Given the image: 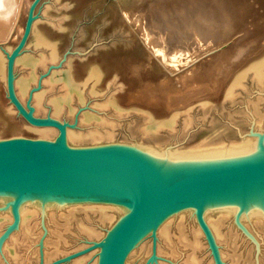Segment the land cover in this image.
Returning <instances> with one entry per match:
<instances>
[{
    "label": "bare ground",
    "instance_id": "1",
    "mask_svg": "<svg viewBox=\"0 0 264 264\" xmlns=\"http://www.w3.org/2000/svg\"><path fill=\"white\" fill-rule=\"evenodd\" d=\"M228 1H126L128 3L127 14L132 24L138 31L143 33L145 45L150 48L151 54H156L157 60H159V63H156L157 66L152 67L153 70L149 67V69L146 67L147 69L145 70L143 66L137 70L140 82L136 83L132 89L129 99L139 105L151 106V108L158 107V110L161 109L159 107H162L163 111H165H161L165 116L160 120L156 119L150 112H140L143 114L145 122L141 124L142 126L138 130L140 136L155 139L164 129L167 130L166 133L169 136H173L180 124L181 133L187 132L195 122V117H193L191 112L195 105L182 113L178 110L198 103L204 113L202 119L204 121L207 118L205 114L210 109V99H222L224 102L233 103L238 99L239 94L242 93V89H245L244 91L249 89L247 88L248 84H246V80L249 78L259 92L264 90V44L260 43L261 38L244 37V33L242 34L243 37L235 38L238 31L244 29L243 27L246 23H250L251 20L249 21L248 19L252 18L255 12L258 13L260 9L264 8V0H246L247 3L243 2V0ZM31 2L32 0H0V46L7 43L9 46L7 45L6 47L10 50L13 45L22 40L25 34L24 22L27 15H29ZM256 5L259 7L256 8ZM262 11L264 12V10ZM33 25L32 23L30 34L33 32L36 46L42 47L38 49L39 55H24L19 58V55H21L19 54L14 62V68L15 63L16 65L21 63L26 67L25 74L20 78L15 77L14 79L16 96H19L18 99L20 98L19 100L22 101L31 94L30 89L33 83L37 82V68L43 67L44 69L48 64L57 60L56 45L51 43L45 34L38 33L36 26L34 27ZM262 38L264 40V36ZM231 39L232 41H230ZM224 43L228 44L223 47ZM221 46L223 48L220 49L219 47ZM217 48L218 51L215 50ZM8 50L3 46L0 47V82H4L5 77L7 80V53L5 51L8 52ZM212 51L216 52L208 54L211 56L209 59L207 56L203 57V55H207V53ZM131 59L137 60L133 59V57ZM148 64L153 66L150 59ZM187 65L189 69L185 70L186 68L184 69L183 67ZM163 66L169 70L166 68L164 70ZM180 68H183L184 71L177 74L176 80L169 78L168 74L170 72ZM160 70L163 71V74L156 72ZM70 72L71 70L61 84L64 91L63 95L50 100V108L54 117L61 116L64 111L73 112L70 102L75 94H84L83 91L81 93V85L75 82ZM146 73L148 76H146ZM52 76L54 75H51L50 79L45 80L46 84L48 83L51 88L54 87ZM101 76L102 72L99 68H92L89 71V77L86 82H94L91 87L93 93L95 92V86L101 80ZM161 79L163 80L159 82ZM2 91L5 92L0 85V132H22L28 129L36 132L41 137H57L58 129L56 127L36 126L23 121L22 123L18 122L15 118L18 113L17 109L13 104L11 105L7 102L8 98L2 95ZM33 94L35 93L33 92L31 96L33 114L37 116L36 114L40 115L46 112L47 107L42 103L43 94L41 92H36L34 97ZM262 95L257 94L254 98L246 101V113H242L245 115L239 118L251 123L253 130L251 135H241L242 137L240 140L238 139L239 141H231L229 144H225L224 141H220L219 144L213 141V144H211L210 140L203 139V141L199 142L200 144L190 149H184L180 146L178 147V145H171L172 147L166 148L158 145H125L142 147L159 154L264 148V133L256 134V132H262L261 130L264 129V109L262 108L264 96ZM99 106L101 109L113 108L112 110L117 117L123 114L116 97H109ZM80 118L82 122L88 123L91 121L94 125L86 131L73 130L74 127L69 126L67 128V141L69 144H79L85 141L99 142L103 139L111 140L113 138L115 122L112 119V121H108L107 118L86 112L82 116L80 115ZM234 118L236 117L234 116ZM239 133L242 134L240 131ZM9 202L12 204L14 202L12 195H0V205L5 207L0 210V213H2V215L0 214V220L5 219L13 222L15 220L13 206H9ZM128 211L129 208L120 203L62 199H49L43 202V197L20 200L18 226L10 233L9 240H6V252H2L5 241L1 245L0 251L1 254L4 253V255L9 257L8 261L13 262L12 264H34L38 260L37 263L41 261L40 264H52L57 259L62 258V255L56 258L59 254H63L67 250L66 245L71 241V237L68 238L69 236L75 234L77 236L78 234L88 241L104 237ZM235 213L238 218L242 216L244 224L249 222L254 227L264 224V208H246L228 202H213L203 205V219L216 246L225 242L228 248L233 249L232 243L237 235L236 227L235 229L232 227L226 228L227 225L225 226V224H227L226 220L234 217ZM176 214H178L177 217L175 216ZM172 216H175V218ZM188 217L193 218L194 221L197 220L194 207L181 209L165 218L155 231L156 239L153 241L152 250H155L156 254L164 251L176 256L178 250H181L182 246H184L189 250L186 264H202V260L198 256V250L203 246L205 231L198 221L200 227L196 222L191 228L187 227L186 219ZM3 223L4 221L1 223L2 225L0 224L1 228L4 225ZM107 226L110 229L108 228V232H104L103 230ZM1 228L0 230H2ZM188 228L190 229L189 231ZM72 233L73 235H71ZM42 234L43 237L41 238ZM149 236L151 234L146 236L134 248L128 256L126 264H129L130 259H134V255L138 250L146 253L150 251V241L147 239ZM30 246L33 247L31 248ZM23 247L24 250L27 248V252L24 255L22 254L21 257ZM99 251L100 249L89 254L76 255L64 261L65 263L63 264H98ZM233 251L235 252V248ZM217 255L219 260L222 261L224 252L221 247L219 250L218 246ZM57 264H62V262Z\"/></svg>",
    "mask_w": 264,
    "mask_h": 264
},
{
    "label": "rangeland",
    "instance_id": "2",
    "mask_svg": "<svg viewBox=\"0 0 264 264\" xmlns=\"http://www.w3.org/2000/svg\"><path fill=\"white\" fill-rule=\"evenodd\" d=\"M35 1L36 0H32L31 5L34 4ZM126 1L127 0H38L34 8L33 26H36V30L39 31L38 33L41 32L45 34L48 40L56 45L57 60L53 63L48 64L44 69L43 67L37 68L38 79L37 82L33 83L30 92H32L33 89H35L33 91L35 94L36 92H41L43 94L42 103H44V105L47 107V111L40 115L36 114L37 117H54L50 108V100L53 98L61 97L63 95L64 91L61 84L63 83V81H65V79L67 78V73L71 70L70 73H72L73 79L78 85H81V93L84 92V94H75L74 98L70 102L72 104L71 107L74 113L64 111L61 116L55 118H58L61 121L68 122L71 127H74V129H71H76L77 131H86L87 129H89V127H93L94 125V123L91 121H89L88 123H84L81 121V118L79 119L80 115L82 116L85 112L94 114L98 117L102 116L104 118H107L108 121L113 120V122H115V128L113 129V140L103 139L99 142L85 141L79 144H71L73 146H97L125 143L141 144L147 146L158 145L162 148L172 147L171 145H178V147L180 146L184 149H190L193 146L200 144L199 142L203 141V139L210 140L211 144H213V141L218 144L220 141H224L225 144H229L231 141H239L244 135H251V132L253 130L252 124L244 121L245 119H241L239 117L245 115L242 113H246V101H249L248 99L250 98H254L257 94H263L262 96H264V90L259 92L256 86L251 83L252 80H249L250 78L246 80V84H248L247 88L249 89H247L246 91H244L245 89H242V93H238V99L233 103L230 104V102H224L222 99H212L213 101L210 99V109L205 114L207 118L204 121H202L204 113L198 106V103H194L189 107H184L178 110L182 113L183 111L185 112L186 110L190 109V107L193 108V106L195 105L191 110L193 117H195V122L187 132H184L185 134L181 133V124L178 126V129L173 136H169L166 133V129L162 130L161 134H159L155 139H148L138 134V130L141 128L140 126H142L141 124L145 123L143 114L140 112H150L153 116H155L156 119L160 120L163 116H165L164 113H162L165 111H163L164 109H162V107H159V109H161L158 110V107L151 108V106L149 107L145 105H139L137 102L135 103L133 100L130 101L129 99V96L132 94V89L135 87L136 83L140 82L137 70H139L141 66H143L145 70L148 67L153 70L154 66H157V64L159 63V60H157L156 54H151L150 48L145 45L143 33H141V31H138L132 24L127 14L128 3H126ZM133 1L134 0H132V2ZM247 1L243 0V2L245 3H247ZM257 7L259 6L256 5V8ZM262 10H264V8L260 9L259 12L257 11L258 13L255 12V14H253V17L248 19L249 21L251 20L250 23H246V25L243 27L244 29H242L243 31L240 29V31H238V33L236 34L237 37H235L236 35L234 37H243L242 34L244 33V37H260V43L264 44V40H262V37L264 36V12ZM28 16L29 15H27L24 22V30L27 25ZM257 22L259 23L257 24ZM32 33L33 32H31V34L28 36L26 43L20 53L21 55H19V58L24 55H39L40 52L38 51V49H40L41 46H36L35 37ZM19 41L15 45H13L12 49L10 50H8L6 47L8 45L7 43L3 44L2 46L6 50H8V52L5 51V53H7V55L8 53H11L12 50L18 45ZM230 41H232V39ZM227 44L228 43H224L223 47ZM223 47L221 46L219 48L221 49ZM215 50L218 51V48ZM216 51L207 53V55L205 54L203 55V57L207 56V58L209 59V57L211 56L208 54H213ZM132 57L133 59L137 60H132ZM149 59L150 62L153 63V66H151V64H148ZM126 61L127 63H125ZM161 63L163 64V62ZM163 67L164 70L165 68L168 69L165 66ZM92 68H99L102 72L101 80L95 86L94 93L91 91V87L94 85V82H86L87 78L89 77V71ZM183 68H186L185 70L189 69L188 65L184 66ZM183 68H180L179 70H176L174 72H170V75L168 74L169 78L176 80L177 74L184 71ZM25 72L26 67L24 65H22L21 63H18V65H16L15 63V77L20 78L25 74ZM156 72H158L159 74H163V71L161 70ZM171 73H173L174 76L173 74L171 75ZM51 75H54L52 76V80L54 79L53 88H51L48 83L46 84L45 82V80L51 78ZM146 76H148L147 73ZM162 80L163 79L159 80V82H161ZM3 81L4 82H0V85L5 90V92L2 91V95L8 98L6 77ZM35 94H33V97ZM31 96L32 95L29 94L24 101L20 100L25 107H27L28 103L33 106ZM111 96L116 97L118 99V102L120 103V108H122L121 111H123V114L120 117H117L114 114L115 112H113V108L101 109L100 106L98 107L99 104L104 103V101H106ZM7 102L12 105V102L9 98L7 99ZM262 108L264 109V105L262 106ZM234 116L236 118H234ZM15 118L18 122L22 123L23 121L29 124L18 113L16 114ZM239 131L242 134H240ZM261 131L262 132H256V134L264 133V129ZM20 136L30 138H45L50 140H54L56 138L41 137L36 132L28 129H25L22 132H0V139ZM4 208V206L0 205V210H3ZM0 214L2 215V213ZM175 216L177 217L178 214H176ZM175 216L172 217L175 218ZM3 221L4 225L1 228V223ZM11 222L12 221H6L5 219L0 220V228L2 229L0 230V238L3 236ZM186 222L187 227L189 228L194 226L195 222L199 226L197 220L194 221L193 218L188 217L186 219ZM226 223V228L232 227L235 229L236 227L237 235L235 236V240L232 243L233 249L235 248V252L233 251V249L228 248L227 243L225 242L221 243V245H217L219 247V250L221 247V250L224 252V260L222 259V263L264 264V224H262L263 226L257 225L255 227L249 222L247 224H244V222H242V216L238 218L236 216V213L234 214V217L226 220ZM106 228L105 230H103L104 232L108 231L109 226H107ZM189 228L188 231L190 230ZM71 235H73V233ZM9 236L10 234L3 240V242H5L3 244L4 248L2 247V252L5 251V244L9 240ZM42 237L43 234L41 238ZM104 237H99L88 241L87 239L83 238V236H79L78 234L77 236L76 234L73 236H69L68 238H70L71 241L68 243V245H66L67 250L64 251L65 253L59 254L56 258L61 257V255L62 257L66 256L68 255V253L75 252V250L82 247H87V244L90 245L94 241H99ZM203 237V246L200 250H198V256L202 260L201 263L218 264L213 249L206 237V234H204ZM147 239L148 241H150V251L146 253L145 251L138 250L134 255V259H130L129 264L187 263L186 258L187 254H189V250L187 247L182 246L181 250H178L176 256H172L170 253H166L164 251L162 253L156 254L155 250H152L154 238L151 235ZM35 244L37 245V243ZM30 247L32 248L33 246ZM98 249L99 248H95L85 254H89L90 252L92 253ZM25 252H27V248L24 250L23 247L21 257ZM5 256L6 255H4V253L1 254L0 251V264H12L13 262L11 263L8 261L9 257ZM38 261H36L34 264L41 263V261L37 263ZM63 263L65 262H62V264Z\"/></svg>",
    "mask_w": 264,
    "mask_h": 264
},
{
    "label": "water",
    "instance_id": "3",
    "mask_svg": "<svg viewBox=\"0 0 264 264\" xmlns=\"http://www.w3.org/2000/svg\"><path fill=\"white\" fill-rule=\"evenodd\" d=\"M32 4L25 34L8 53V98L27 122L58 129L54 140L30 137L0 139V195H12L15 220L0 238L18 226L19 201L41 198L120 203L129 211L110 234L57 259L67 261L99 248L98 264H126L134 248L149 234L154 240L161 222L176 211L196 209L218 264L217 246L203 219V205L228 202L264 208V148L159 154L125 143L73 146L67 141L70 124L58 118L37 117L14 89V62L30 35ZM35 89L32 90L31 95ZM223 264V263H222Z\"/></svg>",
    "mask_w": 264,
    "mask_h": 264
}]
</instances>
